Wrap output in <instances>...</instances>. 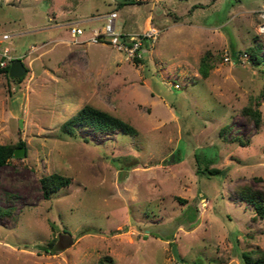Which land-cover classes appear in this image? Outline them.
Masks as SVG:
<instances>
[{
  "label": "rangeland",
  "instance_id": "1",
  "mask_svg": "<svg viewBox=\"0 0 264 264\" xmlns=\"http://www.w3.org/2000/svg\"><path fill=\"white\" fill-rule=\"evenodd\" d=\"M120 1L0 0V60L27 65L0 72V143L26 149L0 165V264H241L240 250H264V217L237 192H264V0ZM111 11L121 31L159 34L134 56L88 41ZM257 41L261 63L232 60ZM256 99L259 126L241 112ZM84 104L136 133L63 132ZM208 160L224 173H198ZM52 172L70 182L44 198ZM50 240L53 253L39 247Z\"/></svg>",
  "mask_w": 264,
  "mask_h": 264
},
{
  "label": "trees",
  "instance_id": "2",
  "mask_svg": "<svg viewBox=\"0 0 264 264\" xmlns=\"http://www.w3.org/2000/svg\"><path fill=\"white\" fill-rule=\"evenodd\" d=\"M137 0H121L119 2V7L124 4H133L136 3ZM122 36L126 37V32L122 31ZM145 45H149L147 40H143L141 47ZM261 43L259 41L255 42L253 45H250L247 50L249 55V59L254 64L261 63L263 61V57L259 54L261 51ZM238 52L237 49L231 47V57L233 60L237 61ZM136 58V57H135ZM137 59V58H136ZM210 53L206 52L204 56L201 57L199 63V72L203 77L208 75V70L211 68L212 63ZM9 69V64L6 66H0V72H4L7 76ZM264 71V68L262 69ZM11 77V76H10ZM14 78V77H13ZM17 79H21L20 77H15ZM264 95V90L261 91V96ZM258 99L255 102H250L241 108V112L243 115L247 116L250 120H252L255 126H259L261 122V111L258 108L259 105ZM77 126H85L90 127L94 132H109V131H123L126 133H136V129L122 120L118 116L111 114L110 112L100 109L91 104L82 105L73 115L67 118L61 124V130L63 132L69 133L71 135H75ZM226 129V126H223L220 132H223ZM233 141H240L244 143L239 136L231 137ZM24 141L19 140L15 145L10 143H0V165L4 164L13 153V150L17 146H24ZM170 158L174 161H180L182 158L176 153L172 152L170 154ZM197 159V158H196ZM197 162V161H196ZM212 160H208L204 166H200L197 162V172L201 174L213 175V174H223L224 169L217 167H210V163ZM70 182V178L68 176L62 175L57 172H52L49 174L42 175L39 178V183L42 191V195L44 198L50 197L51 193L58 190L59 188L68 185ZM238 196L241 200H244L253 205L255 209V215L264 217V192L260 189H253L248 185H241L238 190ZM181 201L183 198L178 197ZM184 201V200H183ZM10 209H0V214L9 213ZM191 217V216H190ZM194 217V216H193ZM256 218V216H254ZM53 240L48 241V243L39 245L42 249L47 252L53 253L52 250ZM238 256L241 264H264V250L258 246L251 247L248 249H242L238 252Z\"/></svg>",
  "mask_w": 264,
  "mask_h": 264
},
{
  "label": "built area",
  "instance_id": "3",
  "mask_svg": "<svg viewBox=\"0 0 264 264\" xmlns=\"http://www.w3.org/2000/svg\"><path fill=\"white\" fill-rule=\"evenodd\" d=\"M116 17L117 12L111 11L104 15V24L101 27H96L91 30L87 40L92 43L107 42L115 47L117 50L125 51L128 55L134 56L138 50L141 48L142 41L145 39L151 43L154 41L159 34V30L156 27H149L144 30L142 33H126V37L122 36V31L116 26ZM259 22L257 24V30L259 33L264 34V9H262L258 14ZM69 32L73 37L81 35L84 33V29L79 24H72L69 26ZM3 37H7V34H4ZM8 51L7 48L5 52ZM5 56V57H4ZM2 56L0 60V66H6L10 63L12 57L8 56L6 53ZM242 56L247 59V53L243 54L238 53L237 61H241ZM225 58H230L229 55H226ZM233 60V59H232ZM235 61V60H233ZM236 62V61H235Z\"/></svg>",
  "mask_w": 264,
  "mask_h": 264
},
{
  "label": "water",
  "instance_id": "4",
  "mask_svg": "<svg viewBox=\"0 0 264 264\" xmlns=\"http://www.w3.org/2000/svg\"><path fill=\"white\" fill-rule=\"evenodd\" d=\"M27 72V66L23 63L20 57H14L11 59L9 63L8 74L11 77H22ZM21 125V120H20ZM25 146H17L14 148L12 156H24L25 155ZM172 252L176 259L179 258V254L177 252V248L175 245L172 246Z\"/></svg>",
  "mask_w": 264,
  "mask_h": 264
},
{
  "label": "crops",
  "instance_id": "5",
  "mask_svg": "<svg viewBox=\"0 0 264 264\" xmlns=\"http://www.w3.org/2000/svg\"><path fill=\"white\" fill-rule=\"evenodd\" d=\"M95 16H97V15H95ZM72 22H74V21H72L71 19H66V21H65L64 24H68V23H72ZM102 43H104V42H102ZM26 66H27V65H26Z\"/></svg>",
  "mask_w": 264,
  "mask_h": 264
}]
</instances>
